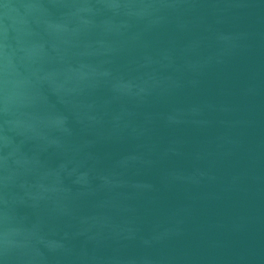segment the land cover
<instances>
[{
    "label": "water",
    "instance_id": "obj_1",
    "mask_svg": "<svg viewBox=\"0 0 264 264\" xmlns=\"http://www.w3.org/2000/svg\"><path fill=\"white\" fill-rule=\"evenodd\" d=\"M0 264H264V0H0Z\"/></svg>",
    "mask_w": 264,
    "mask_h": 264
}]
</instances>
